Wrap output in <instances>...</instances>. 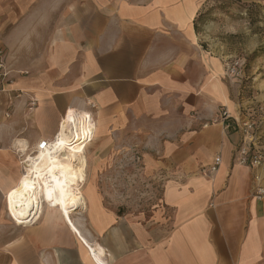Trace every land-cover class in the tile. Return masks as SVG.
Listing matches in <instances>:
<instances>
[{"label":"crops","instance_id":"1","mask_svg":"<svg viewBox=\"0 0 264 264\" xmlns=\"http://www.w3.org/2000/svg\"><path fill=\"white\" fill-rule=\"evenodd\" d=\"M210 1L0 0L15 79L0 91V264H100L90 246L105 264H264V175L236 160L252 140L239 122L264 106V80L253 83L259 97L236 90L196 30ZM72 109L94 124L87 205L71 215L81 236L47 205L17 225L5 197L23 175L20 151L54 139ZM146 185L161 189L152 210L112 191Z\"/></svg>","mask_w":264,"mask_h":264},{"label":"bare ground","instance_id":"2","mask_svg":"<svg viewBox=\"0 0 264 264\" xmlns=\"http://www.w3.org/2000/svg\"><path fill=\"white\" fill-rule=\"evenodd\" d=\"M87 118L76 109L70 110L61 122L55 143L57 154L41 152L35 159L29 157L28 172L23 173L19 183L5 197L7 212L17 225L29 226L28 220L37 214L42 204L59 209L72 230L80 235L71 215L87 205L81 186L86 177L83 154L93 131ZM76 161H80L79 166L75 165ZM90 251L100 264H105L100 248L96 251L90 246Z\"/></svg>","mask_w":264,"mask_h":264},{"label":"rangeland","instance_id":"3","mask_svg":"<svg viewBox=\"0 0 264 264\" xmlns=\"http://www.w3.org/2000/svg\"><path fill=\"white\" fill-rule=\"evenodd\" d=\"M196 23L205 44L226 59L227 68L238 64L237 74L230 78L238 82L236 90L240 91L241 97H259L253 83L258 81L257 77L264 80V74H259L264 73V63L258 64L259 59L264 60V9L256 3L241 0H211ZM89 119L86 121L91 122ZM112 189L113 194L115 190L122 195L133 193L135 210H152L161 192L160 187L147 185Z\"/></svg>","mask_w":264,"mask_h":264},{"label":"built area","instance_id":"4","mask_svg":"<svg viewBox=\"0 0 264 264\" xmlns=\"http://www.w3.org/2000/svg\"><path fill=\"white\" fill-rule=\"evenodd\" d=\"M4 51L0 50V91L7 90V87L12 86L15 83V79L12 76V71L6 65L4 59ZM238 64L230 66L227 68V74L235 75L237 74ZM21 76L27 75L20 74ZM9 91V90H7ZM32 107L35 106V102H31ZM241 109L243 107L241 106ZM248 111V110H247ZM221 116L224 120L230 118V114L227 109H224L221 112ZM241 130L246 133L251 140V145L243 144L238 148L236 152V160L239 165L247 166L252 168L253 170H257L261 172L260 174L264 175V142L262 145L257 144L259 141H262L263 137L261 136L262 129L264 128V106H257L254 108L251 116L246 120H241L239 122ZM61 127V126H60ZM59 133L52 140H41L34 150L27 153L26 151H20L21 165L23 167V173L28 172V168H30L29 157L37 158L41 152L48 153L53 155L57 154V148H55V143L57 141ZM59 152V151H58ZM221 164V158L217 157L215 160L214 166L211 168L212 172H216L218 170L219 165ZM261 176H256L255 181L259 183ZM255 197L258 200L264 199V189L261 187L256 188ZM45 205L39 206V211L36 215L32 216L28 221L30 222L28 225L34 224L40 218L41 212Z\"/></svg>","mask_w":264,"mask_h":264},{"label":"trees","instance_id":"5","mask_svg":"<svg viewBox=\"0 0 264 264\" xmlns=\"http://www.w3.org/2000/svg\"><path fill=\"white\" fill-rule=\"evenodd\" d=\"M196 30H198L197 23H196ZM255 56H256V55L254 54V55H253V58H255Z\"/></svg>","mask_w":264,"mask_h":264}]
</instances>
